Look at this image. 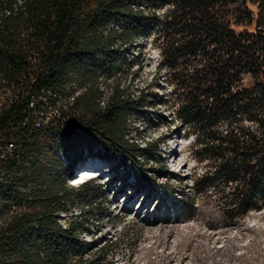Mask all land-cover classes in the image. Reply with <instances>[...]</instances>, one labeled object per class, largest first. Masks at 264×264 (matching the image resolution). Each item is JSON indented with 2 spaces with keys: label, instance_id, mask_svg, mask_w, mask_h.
Segmentation results:
<instances>
[{
  "label": "trees",
  "instance_id": "1",
  "mask_svg": "<svg viewBox=\"0 0 264 264\" xmlns=\"http://www.w3.org/2000/svg\"><path fill=\"white\" fill-rule=\"evenodd\" d=\"M145 38H152L161 57L152 81L138 99L117 87L101 106L99 78ZM160 71L173 86L177 122L187 126V136H195L193 156L206 163L205 173L195 179L194 197L221 182H235L242 187L225 204L241 214L260 208L264 0H0V132L18 145L0 197L26 206L0 224V264H104L108 247L91 254L90 244L82 242L92 214L107 213L103 204L83 207L95 202L101 189L93 183L70 187L68 175L76 159L99 140L105 144L99 154L107 161L119 152L149 150L128 145L124 134L131 119L143 116L161 97L156 92ZM76 87L85 91L77 95ZM58 97H64L66 106H60ZM28 107L36 121L35 112L47 117L46 109L52 107L70 124L61 127L51 119L41 128H22ZM86 189L91 191L77 193ZM78 199L80 214L60 221L61 213L68 217L78 211ZM195 205V199L188 200L183 211L192 216ZM5 211L0 209V218ZM190 237L189 249L195 251L190 234L181 237L178 249ZM234 237L211 252L196 251L194 257L199 264H207L204 258L212 262L215 254L229 259ZM256 244L253 238V248ZM261 258L264 264V241ZM157 259L164 261L158 254Z\"/></svg>",
  "mask_w": 264,
  "mask_h": 264
},
{
  "label": "rangeland",
  "instance_id": "2",
  "mask_svg": "<svg viewBox=\"0 0 264 264\" xmlns=\"http://www.w3.org/2000/svg\"><path fill=\"white\" fill-rule=\"evenodd\" d=\"M158 54L160 55V51L152 44V38L142 39L128 47L126 57L120 61L119 65L110 72L104 73L98 80V99L101 106H106L117 87L121 91L127 89L130 95L138 89H145L160 66L161 57H158ZM157 76L159 82L156 91L157 89L163 91V95H160L162 98L156 99L144 111L147 110L148 113L149 108H152L160 116L158 125L162 127L160 132L163 133V140L166 141L172 139L169 134H183L182 129L185 125L179 124L173 117L172 111L177 106H173V86L166 72L160 71ZM75 89L77 95L85 91L80 87ZM1 98L5 97L2 95ZM56 99L61 107L66 106L64 97ZM48 112L49 116L50 111ZM147 113L144 112V114ZM164 115L170 116L173 121L167 124L168 121ZM136 123L138 124L135 125H140L138 119ZM146 135L151 139L155 138L152 131ZM191 135L193 134L186 135L182 147L185 171L183 174H175L171 183L165 186V191L160 193L154 209L149 208L140 213L126 211L110 218L105 217L107 213L104 216L95 212L92 214L83 231L82 242L90 244L91 254L98 249L108 247L104 264H159L157 254L164 260L161 264H199L200 261L196 260V256L194 257L196 251L198 254L202 251L211 252L221 246L226 239L234 236H236L234 239L236 243L231 249L233 255L231 253V257L227 259L226 254H215L212 262L204 258L207 264H230L231 261L234 264H263L261 253L264 241V204L260 208H251L245 214L237 211L236 207L230 208L228 204H225V199H231L234 192L242 187L235 182L227 184L221 182L216 189L194 197V185L191 184L205 173L206 163L196 162L192 153L193 143L188 142ZM92 183L94 186H99L100 194L98 199L94 200L95 202L83 204L84 209H95L97 204L106 207L103 199L105 186L102 180ZM90 191L86 189L77 193L85 195ZM87 195L89 196L90 193ZM122 195L121 192L120 196ZM192 199H195L197 210L189 216L183 211V207L188 200ZM111 204L110 208L113 209L114 206ZM76 205L79 206L78 211L74 210L68 214V217L65 216L62 219L63 223L65 219L67 221L68 218L80 214L79 199ZM252 225H256L257 229H254ZM187 234L193 235L195 251L189 249L191 237L184 239L180 249L177 247L181 237ZM253 238L257 240L255 248L252 246ZM150 249L153 250L149 252ZM234 255H239L240 259H236Z\"/></svg>",
  "mask_w": 264,
  "mask_h": 264
},
{
  "label": "bare ground",
  "instance_id": "3",
  "mask_svg": "<svg viewBox=\"0 0 264 264\" xmlns=\"http://www.w3.org/2000/svg\"><path fill=\"white\" fill-rule=\"evenodd\" d=\"M143 90L138 89L131 95L132 98L137 99L140 97ZM157 90V94L162 96L163 91ZM144 112L147 113V110ZM172 112L173 117L177 121L176 108ZM56 113L60 114L59 111H56ZM34 114L39 117L37 121L43 122L44 126L48 125L52 119L51 114L43 117L45 119L42 118L43 114L39 115L37 112ZM164 116H166L165 118L168 121L167 124L173 121L170 116ZM159 119L160 116L154 112V109L149 108L147 114L143 113V117L138 118L140 125H135L138 124L136 123L137 119H131L124 134L128 145L144 150L149 149L148 151L137 152L135 155H128L123 151L118 153L117 158L107 161L99 154V149L105 145L102 140H99L98 146H95L90 151L85 149L82 155L76 159L68 175L67 184L70 187L79 188L84 184L102 180V184L105 186L103 199L108 208V212L105 215L106 218L126 211L140 213L149 208L154 209L160 193L165 191V186L171 183L175 174H183L186 167L183 163L184 153L182 147L186 139L187 126L185 125L182 129L183 134H169L172 139L164 141V135L160 132L162 131V127L158 125ZM149 131L153 132L154 139L149 138L150 136L146 137ZM188 142L194 143L195 136L191 135ZM13 154L14 152L8 154L7 164L13 157ZM7 166H4V176L8 171ZM1 167L2 159H0V170ZM194 182L195 180L191 185H194ZM6 183L7 179L5 176L4 180H0V189H5ZM121 192L123 193L122 196H120ZM110 204L114 206L113 209L110 208ZM129 205L131 206L128 210ZM14 206H23V209L26 207L24 202H15L14 200L0 197V209L4 208L6 210L4 217L0 218V224L3 223L5 218L14 213L15 210H20L14 209ZM65 216L66 214L61 213L60 221Z\"/></svg>",
  "mask_w": 264,
  "mask_h": 264
},
{
  "label": "built area",
  "instance_id": "4",
  "mask_svg": "<svg viewBox=\"0 0 264 264\" xmlns=\"http://www.w3.org/2000/svg\"><path fill=\"white\" fill-rule=\"evenodd\" d=\"M158 57L160 55L158 54ZM165 72V71H164ZM31 104V103H30ZM30 106V105H29ZM2 107H0L1 110ZM50 111V114L52 115V123L57 125L60 123L61 127H68L70 124L71 119L69 117H65L62 114L56 113V108L50 107L49 109H46ZM34 125L37 128L44 127L43 122L36 121L35 117L32 116L29 113V107H28V113L25 115V117L21 120V127H28L29 125ZM11 133V132H10ZM17 143L13 140L12 136H8L5 132H0V159H2V167L0 170V180H4V166H7V157L8 154H11L12 152H15L17 149ZM14 209H20L23 210V206H14Z\"/></svg>",
  "mask_w": 264,
  "mask_h": 264
}]
</instances>
